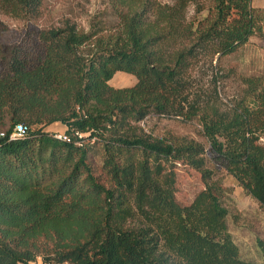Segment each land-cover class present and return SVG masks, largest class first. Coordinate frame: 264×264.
<instances>
[{"label": "trees", "instance_id": "obj_1", "mask_svg": "<svg viewBox=\"0 0 264 264\" xmlns=\"http://www.w3.org/2000/svg\"><path fill=\"white\" fill-rule=\"evenodd\" d=\"M43 1L0 0V14L34 18ZM107 2L109 26L66 20L0 54V264H255L229 230L220 169L264 207V75L243 76L224 102L216 78L198 88L192 71L264 38V8ZM117 72L136 83L111 86ZM152 114L197 120L210 159L195 139L147 133ZM54 123L66 140L45 131ZM180 162L204 183L186 206L173 189Z\"/></svg>", "mask_w": 264, "mask_h": 264}, {"label": "rangeland", "instance_id": "obj_2", "mask_svg": "<svg viewBox=\"0 0 264 264\" xmlns=\"http://www.w3.org/2000/svg\"><path fill=\"white\" fill-rule=\"evenodd\" d=\"M172 3L174 0H161ZM206 6L213 0H201ZM254 7L264 8V0H253ZM195 6L190 7V16ZM206 14V12H205ZM66 20L76 23L80 29L88 31L91 26H109L115 21L112 8L107 0H44L40 15L30 19H16L4 13L0 14V54L17 45L29 31L46 27H58ZM2 65L0 64V73ZM264 75V38L254 35L249 42L237 52L216 56L212 62L200 63L192 71L195 87L208 89L217 79L221 98L228 102L237 96L243 87L242 77ZM137 79L126 72H117L110 80L113 87L133 86ZM211 86V87H212ZM140 125L147 133L154 136H179L195 139L205 145L210 159L209 140L203 135V129L197 120L186 121L182 118L150 115ZM45 131L68 135L67 128L54 123L46 126ZM264 143V137L262 138ZM173 189L179 204L186 206L192 203L195 196L204 188L200 174L188 164L177 163ZM224 186L227 189L222 201L229 210L228 225L241 256L255 264H262L258 239H264V207L247 195L236 179L220 169ZM69 264V263H65Z\"/></svg>", "mask_w": 264, "mask_h": 264}, {"label": "built area", "instance_id": "obj_3", "mask_svg": "<svg viewBox=\"0 0 264 264\" xmlns=\"http://www.w3.org/2000/svg\"><path fill=\"white\" fill-rule=\"evenodd\" d=\"M23 132H24L23 125L18 124V125H16L14 134L11 137L12 138L19 137V136H21L23 134ZM55 137L58 138V139H62V140H66L67 139V136L66 135H62V134H56ZM42 264H47V263H42Z\"/></svg>", "mask_w": 264, "mask_h": 264}, {"label": "crops", "instance_id": "obj_4", "mask_svg": "<svg viewBox=\"0 0 264 264\" xmlns=\"http://www.w3.org/2000/svg\"><path fill=\"white\" fill-rule=\"evenodd\" d=\"M42 263H43L42 259L39 258L36 262H33L31 264H42Z\"/></svg>", "mask_w": 264, "mask_h": 264}]
</instances>
